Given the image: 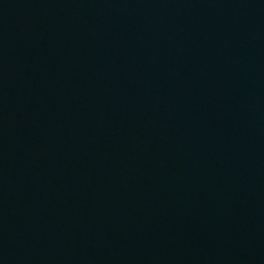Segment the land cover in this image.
<instances>
[{
	"label": "water",
	"instance_id": "obj_1",
	"mask_svg": "<svg viewBox=\"0 0 264 264\" xmlns=\"http://www.w3.org/2000/svg\"><path fill=\"white\" fill-rule=\"evenodd\" d=\"M0 264H264V0H0Z\"/></svg>",
	"mask_w": 264,
	"mask_h": 264
}]
</instances>
